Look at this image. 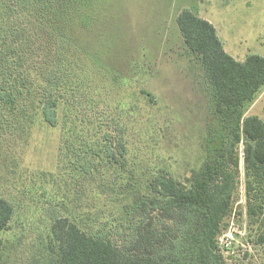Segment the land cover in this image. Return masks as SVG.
Masks as SVG:
<instances>
[{
  "label": "rangeland",
  "instance_id": "rangeland-1",
  "mask_svg": "<svg viewBox=\"0 0 264 264\" xmlns=\"http://www.w3.org/2000/svg\"><path fill=\"white\" fill-rule=\"evenodd\" d=\"M54 1L53 37L58 40L59 30L70 44L64 74L71 82L60 89L57 125L37 114L25 131L0 129V196L14 206L0 234V264H28L55 215H95L111 223L129 175L137 186L159 169L185 181L201 166L218 118L201 61L181 35L177 16L183 9L210 21L236 59L264 56V0ZM250 114L264 120V86L247 107ZM117 125L126 154L93 173L79 171L71 153L83 144L76 134L96 142L100 130ZM240 155L236 202L220 233L231 231L233 243L228 253L220 250L226 264H264L258 225L246 214Z\"/></svg>",
  "mask_w": 264,
  "mask_h": 264
},
{
  "label": "trees",
  "instance_id": "trees-1",
  "mask_svg": "<svg viewBox=\"0 0 264 264\" xmlns=\"http://www.w3.org/2000/svg\"><path fill=\"white\" fill-rule=\"evenodd\" d=\"M55 3L0 0L4 131H25L37 114L48 126L58 123L60 89L71 80L64 74L70 44L59 30L58 40L53 37ZM177 22L185 46L201 61L218 118L203 163L185 181L159 169L144 186H137L129 175L120 186L125 201L111 223L95 215L53 216L46 240L28 264H226L217 237L236 202L241 153L246 214L250 224L258 225L256 242L264 245V120L245 115L264 86V56L236 59L225 51L213 24L190 9H183ZM76 138L83 144L71 150L73 162L84 173H93L102 162H116L127 152L119 125L100 130L96 142H87L80 133ZM13 214V204L0 196V234ZM2 251L0 236V257Z\"/></svg>",
  "mask_w": 264,
  "mask_h": 264
},
{
  "label": "built area",
  "instance_id": "built-area-1",
  "mask_svg": "<svg viewBox=\"0 0 264 264\" xmlns=\"http://www.w3.org/2000/svg\"><path fill=\"white\" fill-rule=\"evenodd\" d=\"M232 243H233V236H232V232L229 230L228 232H225L218 237V246L222 251H226L228 253V251L232 246Z\"/></svg>",
  "mask_w": 264,
  "mask_h": 264
}]
</instances>
